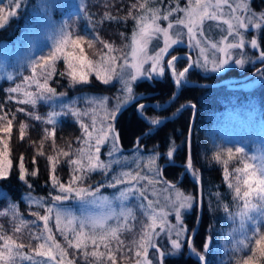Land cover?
Returning a JSON list of instances; mask_svg holds the SVG:
<instances>
[{"label":"trees","instance_id":"16d2710c","mask_svg":"<svg viewBox=\"0 0 264 264\" xmlns=\"http://www.w3.org/2000/svg\"><path fill=\"white\" fill-rule=\"evenodd\" d=\"M144 1L83 0L81 4V6L83 5L81 10L83 19H78V28L86 39H92L91 34L93 33L95 35L94 42H109L117 49L119 46L128 43L132 29V18L127 20L122 18L127 16L129 11L135 15L140 9L139 4L144 3ZM173 1L175 0H163L162 6L171 5ZM21 2L22 8L17 16L0 22L3 25L0 27V49L5 46L4 49L7 52L2 57V61L8 64H12L10 59L14 52L10 48L15 47L16 42L21 40L23 36L25 38L31 31L33 33L32 26L37 29L40 25L37 21L38 18L49 17L54 22L58 21L61 30L66 22L58 19L66 14V10L72 8L70 6L72 2H65L64 0H22ZM159 2L160 0H154L152 5H159ZM132 4H136L137 7L132 9ZM0 7H4L7 11L6 0H0ZM250 8L256 13H264V0H250ZM105 13L117 17L118 21L103 20ZM102 20L103 22H101ZM87 25L89 26L88 29L86 28ZM120 33H124V36L121 37ZM243 33L245 34L247 50L249 49L248 58L243 68L233 66L220 74L207 76L196 73L193 68L190 69L185 78L187 84L180 85L178 97L161 110L158 109L164 107L177 93L175 83L168 72L162 79L154 78L137 82L133 88L137 98L130 101L121 112H118L114 120L119 135V144L125 153L137 148H143L145 151L156 149L162 156L161 161H164L166 153L173 150V145L175 146L174 157L171 158L172 161H168L173 164L165 167L162 179L173 182V184H177L182 189L191 191L196 195L199 194L200 190L203 207L199 227L192 238L196 250L203 252V244L206 238L211 237L207 264H235L236 258L251 254L247 249L242 253L233 252V238L239 239L243 235V232L239 230L241 220L239 216L229 217L223 207L217 205L215 193L220 192L222 194L223 203L229 205V210L232 213L242 210L244 202L243 200H233L234 192L228 188V181L224 180V165L222 162L216 161L213 154L214 140L220 135L232 133L247 138L252 147L264 146V69L247 82L218 85L228 78L240 79L248 76L264 65V62L258 61L259 52L264 50V43L261 42L264 31H258L255 37L258 43H261V48L256 50H252L248 46L249 40L255 34L248 33L247 30H244ZM219 36L216 34L213 39H217ZM171 53L179 55L186 54L187 51L184 47H176ZM251 59L257 61L252 63ZM61 63L57 64L60 68L63 67ZM186 65L184 60L177 63L179 69L186 67ZM7 70L6 72V69L2 68L0 71V115L7 113L8 118L12 119L14 114L15 119L10 134L0 132V137H5L9 141V159L12 161V168L8 174L0 177V212L8 213L7 216H0V234L13 237L17 244H23V250L28 252L30 248H37V240L33 238L35 233L30 228L32 222L29 214L35 212V209L25 200L26 195L35 196L34 198L49 197L56 191L52 185L53 175L56 176L59 183H64L70 178L69 157L63 156L61 150L68 151L81 145L83 131L80 124L85 122L82 117L78 121L70 111L62 109L63 114L59 119L54 124H48L46 121L54 109L53 106L42 100H37L35 106L20 103L22 96H24L23 93H8L9 88L17 85L25 86V77L29 76L32 71L24 70L21 74H16L11 67H7ZM63 71L65 69H62ZM12 73L14 76L10 78ZM37 78L43 80L39 75ZM254 79L257 82L252 83ZM199 84L209 85V87L199 86ZM49 86L54 88L56 93H63V96L67 98L86 92L108 93L111 97L114 94V86L108 88L98 80L91 79L84 84H73L66 75L60 76L59 74L49 81ZM27 87L30 88V91L36 88L33 85ZM141 104L148 106L143 113L148 118L147 121L138 114L137 110ZM156 105L162 107L158 108ZM186 105L189 106L178 117L162 122L166 118L175 116L180 108ZM21 108L24 109L23 112L18 111ZM58 110L60 107L59 109L56 107V112ZM29 113L31 115H28ZM36 115L41 116L42 119H34ZM152 118H161V123L158 125L148 124L147 122ZM21 124L26 125L23 139L20 136ZM51 151L55 154L54 156L49 154ZM41 152L43 155H40ZM189 154L195 170L200 174L199 185L193 183V178L185 171ZM21 156H23L25 168L24 180L19 179ZM49 156H53L54 159L49 161ZM222 158L224 157H221V161L224 160ZM34 159L35 163H33ZM53 166H55V172H53ZM237 167H243V164L239 157L234 156L228 163L229 172L232 174L229 179L233 182H235L236 175L234 169ZM34 171L37 173L35 176L31 175ZM181 176H183V180H180ZM89 177L93 178L87 181L93 182L96 178L100 179L101 175L95 173ZM87 184H91V182H87ZM28 185H31V188ZM251 199L252 203H259L255 196ZM10 203L17 204L18 216L15 218L8 208ZM249 215L253 219H245L244 223L250 236L256 226L255 221L259 220L260 225L264 226V220L260 219L259 211L251 210ZM198 218L199 206H194L185 215L187 229L196 230ZM20 220L26 221V225L20 226V231L16 232L15 228L20 225ZM233 229L238 231L229 235ZM0 243L3 241L0 240ZM68 251L76 264H86L79 250L68 249ZM176 254V256L167 254L166 264H198L195 255L190 254L187 243Z\"/></svg>","mask_w":264,"mask_h":264},{"label":"snow or ice","instance_id":"6c2138e0","mask_svg":"<svg viewBox=\"0 0 264 264\" xmlns=\"http://www.w3.org/2000/svg\"><path fill=\"white\" fill-rule=\"evenodd\" d=\"M227 5L230 9L231 19L225 20L227 24V31L229 36H235L237 42L229 43L221 47H217V44L213 43L211 47L216 49L218 52L225 54L224 58L219 60L213 58L209 60L206 55L207 49L202 46L201 40L197 39V29L203 24L204 20H216L222 13V8ZM8 7L10 10L6 12L4 7H0V22L7 21L10 16L17 15V9L21 7V0H8ZM136 4H132L131 8L135 9ZM139 8L144 10V14L135 16L132 11L128 12V15L123 17V20L132 18L135 21V30L131 37V62L128 59V55L116 56L112 53L119 51L114 48L110 43H103V47L108 51L101 55L99 60L90 59L85 51L84 45L91 49L94 47L93 39H85L83 35H75L65 31L61 28L59 33V39L54 44V49L48 56L41 57L40 61L33 62L32 66V77H25L26 82H31L36 85L37 94L25 92L24 95L27 99L20 101V103L31 104L35 106L36 100L41 98H50L56 95V90L49 86V81L52 79L54 74H57L56 61L63 58L65 65L67 66L65 71L59 72L60 76H67L71 83H87L88 76L91 73H95L96 79L102 81L104 84H109L113 78H116L121 84L120 91L123 96L116 97V103L111 108L107 107L108 97H104L99 101V106L104 110V118L97 126V114L95 109L91 111V125L81 122L80 127L83 131V138L81 139V147L75 150L76 158L69 159L68 164L74 166L72 171L71 183L76 181H83L90 173L100 170L107 174L108 170L112 167V161L105 163L100 158L101 146L110 144V148L107 151V156L112 157L114 153L119 151L118 142L119 135L116 132L115 125L112 123L116 119L117 113L123 110V106L127 105L130 101L136 99L134 94L133 82H143L144 80L154 79L155 77L165 75V69L171 70V75L175 80V84L180 86L182 81L185 80L186 74L189 73L190 69L195 67L203 68L206 71L211 67V71H220L225 65L233 59L229 53V49H240L245 48V34L241 31L244 29H255L257 31H264V13H261L258 20L255 13L251 12L250 7L246 3L237 2L235 7H232L228 3V0H216L215 3L212 0H188L186 7H181L179 0L175 7H169L166 11L161 13L160 8L147 7L145 3L139 4ZM243 11L248 13L247 16L238 15V12ZM174 13H183L184 18L177 17L176 24L183 25L187 28L188 35V47L191 49H199L198 56L193 58L191 56H178L172 54L170 49H173L174 45L183 43L182 34L177 33L176 38L170 35V29L173 28V23L169 21V18ZM103 20L113 21L118 18L105 13ZM103 20L101 22H103ZM158 21H169L167 27H161ZM0 23V27H2ZM67 27V26H65ZM121 37L124 33H120ZM200 35H203L201 32ZM163 38V46L159 47L158 51H155L153 55L148 54V46L152 39ZM261 42L264 43V37L261 38ZM250 46L252 50L261 48V43H258L256 38H251ZM71 50H67L68 48ZM127 47V45H126ZM78 49V51H76ZM170 55L171 58L166 61L165 56ZM239 58L234 60V63L243 68L245 65V57L247 53L241 51ZM123 60L122 64H117V60ZM258 59L264 62V50L259 52ZM184 60L187 63V67H184L182 71H177V63ZM150 67L145 69L144 65L149 64ZM119 67L120 71H117ZM37 68L40 69L37 73ZM131 69V71H127ZM37 75L43 78V82L37 78ZM21 91V86L17 85L8 89V93H17ZM63 95V93L61 94ZM11 99V96H9ZM92 103H96L93 101ZM147 105L141 104L138 108V114L142 119L148 120L143 115ZM156 107H162L156 105ZM195 107V105H192ZM23 112L24 109H18ZM71 114L76 117L78 121L83 116H89L88 111L81 112L79 109L70 108ZM28 115H31L29 113ZM56 113H50L47 118L48 124H54L53 117ZM15 115L13 114L12 119L8 118V114L4 113L0 115V132L10 134L12 131L13 120ZM34 119L41 120V116L36 115ZM151 125H158L161 121L157 119H151L148 121ZM26 125H20V136L21 139L24 137ZM91 129V130H90ZM47 132V130H46ZM0 177L8 174L12 168V161L9 159V141L5 137H0ZM71 148V146H69ZM190 147V142H189ZM174 148L166 153V159L174 157ZM62 151L63 156L69 157V151ZM235 154H239L243 167H237L234 169L235 182L229 179L230 175L228 169L229 160L234 157L232 149L227 150L228 159L221 161L223 155L222 152H217L214 159L218 162H222L224 165L223 174L224 180L228 181V188L234 192L233 200H243V209L237 213H232L229 210V205L223 203V196L220 192L215 193L217 205L223 207V210L229 217L234 218L239 216L241 223L239 230L243 232L242 238H233L232 249L234 253H242L245 249L249 250L251 254L238 257L235 259V264H264V226L260 225L259 220L255 221V227L252 230V234L248 235V229L245 226V219H253L249 215L251 210L259 211L260 219L264 220V146L256 145L254 147V154L247 156L244 148H235ZM40 155H43L41 152ZM159 154L156 153L148 158L149 171L154 172L156 176L160 175L158 166L156 165V159ZM54 158L49 156L48 160L52 161ZM259 160V164L249 163L248 161ZM35 163V159L33 160ZM20 180L25 179V168L23 163V156L20 158L19 163ZM186 172L190 173L193 178V183H197L200 180V174L195 170L191 155L187 158ZM53 172H55V166H53ZM37 173L34 171L31 175L35 176ZM146 177L141 176L139 173L132 175L130 172H122L119 176L114 175L112 180L114 182L109 183L108 187H116V185L127 182L129 187L120 191L119 196L116 199L121 201L127 200L128 196L135 192H139V195L147 199L145 191L143 189L134 188L131 185V181H139ZM183 180V176L180 177ZM149 183H158V181L149 180ZM165 183H167L165 181ZM53 187H58L59 192L65 195H55L52 197L53 201L59 202L66 200L72 192H75L76 196L83 199L85 196H92L104 203L108 202L107 197H96V192H99V188L96 192H92L87 188H73L70 185L65 186L59 183L55 175L52 176ZM243 186V189H242ZM31 188V185H28ZM174 192V199L167 197L169 201V211H162L160 213L155 212L153 209L151 212L148 209H152V201L149 200L147 207L144 204H140V208L145 209L144 214L148 216L149 223L142 225L138 239L131 241V246L127 247V252L123 250L126 247L124 240L120 238L118 233L128 228V220L131 217L135 219L132 209L122 211L119 215L115 213H108L101 217L81 219L79 221L78 229L75 224V217H71V214L63 213L59 209H55V220L56 229L63 236L64 241L67 244V248L61 247L52 235V229L49 227V219L54 211V206H49L45 209V215L39 213H33L37 220L43 221V230L37 235L33 234V238L36 240H43L35 249L36 255L40 257H46V260L36 261L31 255H25L20 249L24 248L23 244H17L16 240L11 236L0 234V240L3 241V246L0 247V261L3 264H17V257L20 261H29L30 264H76L75 260L66 259L68 256V249L79 250L86 262V264H117V253H122L124 258H128V254H133L136 257L135 264H166V252L160 250V246H165L161 234L166 236L170 242L173 253H179L182 245L187 243L188 247L191 248L192 253L195 255L198 264H207V255L209 254V241L211 237H207L203 244V252H198L194 246V239L191 236L195 235V230H189L184 225L183 217L188 214L194 206H199L202 210L203 200L201 195L186 194L182 191L177 184L169 186ZM155 195V193H153ZM255 196L259 203H252V197ZM32 203L39 204L43 207L41 200H32ZM94 202V201H93ZM9 210L13 213V217L18 216V209L16 203L8 204ZM7 212H0V216H7ZM174 215L175 223L170 222L169 216ZM65 217L67 222L65 223ZM123 217V222H121ZM115 219L116 226H109L108 221ZM35 223V222H33ZM26 221L20 220V225L15 228L16 232L20 231V226H25ZM157 227L159 231H157ZM211 227V226H210ZM238 231L233 229L229 235H233L234 232ZM71 234V236L69 235ZM191 234V236H189ZM187 239H182L186 238ZM115 242L116 247L113 248L111 245ZM158 243L160 246H158ZM89 245L92 246V250L88 251ZM103 246L104 251L100 248ZM149 249L154 250L153 258H149ZM59 257V259L57 258ZM89 257L94 258L93 261H89Z\"/></svg>","mask_w":264,"mask_h":264},{"label":"rangeland","instance_id":"374dc122","mask_svg":"<svg viewBox=\"0 0 264 264\" xmlns=\"http://www.w3.org/2000/svg\"><path fill=\"white\" fill-rule=\"evenodd\" d=\"M64 1L65 2H72L70 4V6L72 8H70V10H68V11L66 10V12H65L66 14L62 18L58 19V20H63L62 22H64V21L66 22L65 25L62 26V28H64L65 31L72 33L73 38L77 34L83 35L81 33L80 28H78V24H79L78 19H80V18L83 19V15L81 13V10L83 8V5L81 6V4H82L83 0H74V1L73 0H64ZM153 1L154 0H145L144 3L146 5V8L147 7L160 8L161 13L166 11L169 7H175V5L177 3V0H175L172 2L171 5L166 4L165 6H162L163 0H160L159 5H152ZM194 2H195V0H193V3ZM212 2L215 3L216 0H212ZM237 2L246 3L250 7V0H228V3L231 4L232 7H235V4ZM179 3H180L181 7H186L188 4V0H179ZM6 6H7V11L10 10L8 7V0H6ZM21 8L22 7H20L19 9L16 10L17 14ZM250 10H251V8H250ZM251 12L255 13V16L258 20V18L261 14L256 13L254 11H251ZM229 13H230V9L228 8L227 5H224L222 8V13L218 19H216V20L205 19L203 24H201L197 29V37L196 38L200 39L202 46H204L207 49L206 55L209 57V60H212L213 58L219 60L220 58H224V55H225L223 53L218 52L216 49H213L211 47V45L213 43L217 44V47L219 48V47L224 46L226 44L237 42L238 38H236L234 35L233 36L228 35L227 24L224 23L225 20L231 19ZM142 14H144V10L139 9V11L135 14V16H139ZM238 15L247 16L248 13L240 11V12H238ZM14 17L15 16H10L7 20H10ZM177 17L184 18V14L183 13H174L173 16H171L169 18V21L173 23V28L169 30L170 35H172L173 38H176L177 33H180V34H182V39L184 42L180 43L179 45H174L173 49H175L176 47H184L187 51L186 56H185V54L183 55L185 58L187 56H191L193 58H196L198 56L199 49L194 50V49H191L188 47V44H187V41H188L187 28L183 25H177L176 24ZM53 19L56 20L55 18H53ZM37 21H38V23H40V25L37 27V29L36 28L34 29V27L32 26L31 29L33 30V33L31 31V33L27 34L25 38L23 36V38L21 40L16 42L15 47L13 46L10 48L12 51H14L12 53V57L10 59L12 64H8L5 61H2V57L7 52H6V49H4L5 46L0 49V60H1L0 61L1 62L0 63V71L2 70V68H4V69H6V72H7L8 71L7 67H11L12 70L16 74H21V72L24 70L32 71L33 62L40 61L41 57H46V56H48V54L51 51H53L54 44L59 39V33H60L59 28L61 27L59 25V22L58 21L54 22L49 17L48 18L40 17V18H38ZM169 21H158V23H160L161 27H167V24L169 23ZM65 26H67V27H65ZM28 27H30V26H28ZM88 27L89 26L87 25L86 28L88 29ZM134 30H135V21L132 19V29H131V32L129 34L128 43L127 44L125 43V45L119 46L117 48V49H119V51L112 53L113 55H116V56L128 55V59L131 62L132 58L130 55V52H131L130 45H131L132 33ZM244 30H247L248 33L250 32L252 34H255L253 38H255L257 33H258V31L255 29H251L252 31L248 30V29H244ZM244 30H241V31L244 32ZM201 32L203 33V35H200ZM214 32H216V34L220 35L217 39H213V37L216 35V34H214ZM91 35H92V39L94 40L95 35L93 33ZM85 39H86V37H85ZM126 45H127V47H126ZM162 46H163L162 36H160L159 38L154 37L152 39V41L149 43L148 54L153 55L155 53V51H158L159 47H162ZM248 46H250V43L248 44ZM84 47H85V51H86L87 55L89 56V58L93 59V60H99L101 55H103L104 53H107V51H108L106 48L103 47V43H101V42L99 43L98 41L94 42V47L91 49L87 48V45H84ZM173 49H170V52H172ZM67 50L70 51L71 48L69 47ZM76 51H78V49ZM228 51L232 55L233 59L230 60L229 63L227 65H225V67H223L220 71L213 72V71H211L210 66H209V69L207 71L203 68H199V67H195V66L193 67V69L196 70V73L203 75V76H207V75H211V74L215 75V74H220V73L224 72L226 69L231 68L233 66L236 67L237 65L234 63V60L236 58H239L238 54L241 51L247 53L245 60L248 58L249 49L247 50L246 43H245V48L243 50L229 49ZM170 58H171L170 55L165 56V64H166V61ZM256 61H257L256 59H253L251 62L254 63ZM258 61H259V59H258ZM59 62H62L61 63L63 65L62 68H60V66L57 65ZM122 63H123L122 59L117 60L118 65L122 64ZM56 67H57V74L59 72H62V69H66L67 66L64 63L63 58L56 61ZM149 67H150V62H149V64L144 65L145 69H147ZM186 67H187V65H186ZM182 70H183V68L179 69L177 67V71H182ZM39 71H40V69L37 68V73H39ZM117 71H120L119 67L117 68ZM127 71H131V69H127ZM166 72H168V74L171 76V79H172L171 70L166 68L165 74H166ZM260 72H258V73H260ZM258 73L255 74L250 79H253L256 75H258ZM57 74H54L52 79H54V76H56ZM13 76H14V74L12 73L10 75V78H12ZM32 76H33V72L29 76H26V77H32ZM164 76L165 75L155 77V78L162 79ZM91 79L97 80L95 73L89 74L88 80H91ZM148 80H151V79H148ZM228 80H231V78H228ZM249 80H247V81H249ZM98 81H100V80H98ZM247 81H243V82H247ZM41 82H43V80H41ZM100 82L103 83L102 81H100ZM184 82H186V79L184 80ZM255 82H257V81L254 79V81L252 83H255ZM133 83L135 84L137 82H133ZM25 84H26L25 86L21 87L20 93L24 94L25 92H30V93H33L34 95L37 94L36 88H34V90L30 91V88L27 87V86L31 87L32 85L34 87H36V85L34 83H31L30 81L29 82L25 81ZM181 84H183V83H181ZM104 86H106L108 88H111L114 86V89H113L114 94L112 95V97L108 93L96 94V93L86 92V93H82V94H79V95L71 97V98H67V97H65L59 93H56V95L51 96L50 98H41V99H37V100H42V101L46 102L47 104H49L50 106L54 107L52 113L57 114L53 117L55 122L63 114L62 109L69 111L70 108H76V109H79L81 112H84V111L89 112V116H83L82 118H83L85 124L91 125V119H90L91 111H92V109H95L96 114H97V126L99 127L100 123L103 121V118H104V110L99 106V101L102 100L104 97H108L109 100L107 102V107L109 110H111V108L116 103L115 98L118 96H121V97L123 96V93L120 91L121 84L118 82V80L116 78H113V80L109 84H104ZM22 97H23L22 100L27 99V97H25V95ZM93 101H95L96 103H92ZM127 105H124L123 108L126 107ZM56 107L58 109L60 107V110H58L57 112H56ZM155 119H157V118H155ZM157 120L161 121L162 119L159 118ZM112 123L114 124V121H112ZM116 132H117V130H116ZM190 141H191V139H190ZM250 144H251V142L248 141L247 138H244V136L236 135L233 133L228 134V135H224V136L220 135L217 139L214 140L213 154L216 155L217 152H222L223 153L222 157H224L222 159H226L227 150L230 148V149H232L234 156H237L240 158L239 154H235V148L240 147V148L245 149V153L247 154V156H251L254 154V147H252ZM188 145H189V142H188ZM212 146H213V143H212ZM79 147H81V145ZM79 147H77V148H79ZM118 147H119V151L114 153L112 157H109V156H107V151L110 148V144H106V145L101 146V153H100L101 160H103L105 163H108L109 161H112L113 163H112V167L108 170L107 174H105L104 172H102L100 170H97V171L89 174V175H91V174L99 173L101 175L100 179L96 178V179H94L93 182L87 181L88 179L92 180V178H93V177L88 178V176H89L88 175L85 179H83L82 182L78 180L73 184V183H71V180H72V176L74 175V173L72 171V168L74 166L71 165V171H70V176H69L70 178L67 181H65L64 183H62L65 186L70 185L73 188H80V187L87 188L92 192H96V189L99 188V192H96V197H107L108 198L107 203H104L101 200H99L95 197H92V196H85L83 199H81V198L76 196L75 192H72L69 195L68 199L56 202V201L52 200L53 196L65 195V194H62L59 192L58 187H54L56 189V191L53 194H51L49 197L46 196V197L34 198L35 196L26 195L25 200L30 205L34 206V209H35V212L33 211V212L29 213L31 216L30 218H31V222H32V224L30 225L32 232L38 235L43 230V224H44L43 221L37 220L36 216H34L33 213H39L40 215H45V214H47L45 209L49 206H54V211L51 214L50 219H49V227L52 229V235L54 237L58 236V237H55V239L61 245V247L67 248V244L64 241L63 236L56 229L55 209H59L61 212L71 214V217H75L76 218L75 224H76L77 229L79 226V221L81 219L101 217V216L108 214V213H115V214L119 215L122 211H127L128 209H132V212H133V215L135 216V219H132L130 217L128 220V228L123 230L122 232L118 233L119 235L123 233L122 235H120V238L122 240H124V242H125L126 247L124 248L123 251L126 253L127 247L131 246V241L133 239H138L139 232H140L142 225L150 222L148 219V216H146L144 214L145 209H142L139 207L140 204H144L145 208H146L148 201L151 200L153 203H152V209H148L149 212H151L153 209L157 213H160L162 211H169L170 210L169 209V201L166 198L171 197L174 199L175 194L171 190V188L169 187L170 186L169 183H171V185H173V182H168V181L162 179L163 178V170L165 169V167L162 169V171H161V168H162V163L172 161L171 158L166 159L165 158L166 155H165L164 156L165 160L161 161L162 156L156 149H150L149 151H145V149H143V148H137V149H134L133 151H131L129 153H125L121 149L119 142H118ZM76 149L73 148V149L68 150L70 153L69 159L70 158L71 159L76 158V155H75ZM156 153L159 154L157 156V159H156V165L158 166L159 171H160L159 176H156L154 172L149 171V167H148V158L150 156L156 154ZM49 154H52L53 156L55 155V154H53L52 151ZM248 162L259 164L260 161L256 160V161H248ZM122 172H130L132 175H136L137 173H139L141 176L146 177L145 179H141L139 181H131V185L134 186V188L143 189L145 191V195L147 196V199H144V197L139 195V192H135V191L133 194L128 196L127 200L121 201L119 199H116V197L119 196L120 191L129 187V184L127 182H125L123 184L116 185V187H114V188L108 187V184L114 182L112 180V177L114 175L119 176L120 173H122ZM149 180L158 181V183H151L150 184ZM165 181L167 183H165ZM87 182H91V184H87ZM179 188L182 191H184L186 194H193L191 191H186L185 189H182L181 187H179ZM153 193H155V195ZM194 195H196V194H194ZM32 200H41L43 203V207H41L39 204L32 203L31 202ZM41 208H42V211H40ZM169 220H170V222L175 223L174 215H170ZM183 220H184V225L187 228V225L185 223V216L183 217ZM33 222H35V223H33ZM64 222L65 223L67 222V217H65ZM121 222H123V217H121ZM108 225L109 226H116V220L115 219L109 220ZM156 230L159 231V228L157 227ZM69 235L71 236V234H69ZM187 238L188 237L182 238V239H187ZM161 239H163V243L165 246H160V244L158 243V246H160V250L165 251L166 255L167 254H173L176 256L177 254L173 253V250L171 249V246H170V242L167 240V238H166V236H164V234H161V238H158V241ZM40 243H43V240H37V247ZM2 246H3V243H0V247H2ZM111 246L113 248H115L116 247L115 242H113ZM182 248H183V245H182ZM91 250H92V246L89 245L88 251H91ZM100 250L104 251L103 246H101ZM190 250H191V248H190ZM19 251H21L25 255H31L34 258V260H36V261H42V260L47 259L46 257L37 256L36 252H35V248L34 249L30 248L28 252L24 251L23 249H20ZM153 254H154V250L149 249V258L150 259L153 258ZM190 254H192V251H190ZM57 258L59 259V257H57ZM66 259L73 260L70 257L69 251H68V256ZM88 259H92V261L94 260V258H92V257H89ZM135 259H136V257L134 256V253L128 254V258H124L122 253H117V264H135ZM0 264H3V262L0 261ZM17 264H30V262L29 261H20L19 258L17 257Z\"/></svg>","mask_w":264,"mask_h":264},{"label":"water","instance_id":"95a60500","mask_svg":"<svg viewBox=\"0 0 264 264\" xmlns=\"http://www.w3.org/2000/svg\"><path fill=\"white\" fill-rule=\"evenodd\" d=\"M184 54H179L178 56H183ZM185 56H186V54H185ZM264 69V65L263 66H261L260 68H258V69H256L254 72H252L251 74H249L248 76H245V77H243V78H240V79H231V80H225V81H223V82H221L220 84H218V85H229V84H236V83H240V82H243V81H247V80H249L250 78H252L255 74H257L258 72H260L261 70H263ZM172 79H173V82L175 83V81H174V78L172 77ZM182 83H185L184 81H182ZM193 85V84H192ZM195 85H197V84H195ZM175 86H176V88H177V93L175 94V96L164 106V107H162V108H159L158 110H161V109H165L169 104H171L177 97H178V95H179V93H180V86H177L176 84H175ZM199 86H205V87H209V85H203V84H199ZM187 106H189V105H186V106H183L182 108H180V110L178 111V113L175 115V116H173V117H171V118H166V119H164L162 122H165V121H167V120H173V119H175L176 117H178L180 114H181V112L187 107ZM148 124H150L149 122H147ZM188 142H190V139H191V130H190V132H189V136H188ZM171 164H173V163H164L163 165H162V168H161V171H162V169L164 168V167H166V166H168V165H171ZM188 175L192 178V176H191V174L190 173H188ZM170 185H171V183H169ZM197 185H199V182H197L196 183ZM199 195H201V193H200V190H199ZM201 212H202V210H201V208L199 207V218H198V222H197V227H196V230H195V232L197 231V229H198V227H199V224H200V217H201ZM193 237V236H192ZM191 237V238H192ZM197 260V259H196Z\"/></svg>","mask_w":264,"mask_h":264},{"label":"bare ground","instance_id":"6f19581e","mask_svg":"<svg viewBox=\"0 0 264 264\" xmlns=\"http://www.w3.org/2000/svg\"><path fill=\"white\" fill-rule=\"evenodd\" d=\"M242 78H243V77H242ZM184 84H187V83L185 82ZM165 163H169V162H165ZM170 163H172V162H170ZM163 164H164V163H163ZM163 164H162V165H163ZM197 222H198V221H197ZM196 227H197V226H196ZM191 237H192V236H191ZM189 251H191V250H190V247H189ZM191 255H192V254H191Z\"/></svg>","mask_w":264,"mask_h":264}]
</instances>
